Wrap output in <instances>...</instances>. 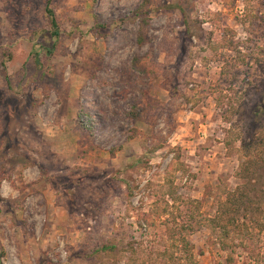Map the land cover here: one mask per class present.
Returning a JSON list of instances; mask_svg holds the SVG:
<instances>
[{"label": "rangeland", "instance_id": "1", "mask_svg": "<svg viewBox=\"0 0 264 264\" xmlns=\"http://www.w3.org/2000/svg\"><path fill=\"white\" fill-rule=\"evenodd\" d=\"M45 1L0 0V264H264V0Z\"/></svg>", "mask_w": 264, "mask_h": 264}, {"label": "trees", "instance_id": "2", "mask_svg": "<svg viewBox=\"0 0 264 264\" xmlns=\"http://www.w3.org/2000/svg\"><path fill=\"white\" fill-rule=\"evenodd\" d=\"M146 4H147V0L144 1L142 5H146ZM176 9L182 15L185 33L186 34H189L191 36L190 29L188 27L187 17L185 15V12H184L183 8L179 4H177ZM44 14H45V16H46V18L48 20V23H49V28H50V31H51V36L54 37V38H57L58 37V31H57L58 24H57L55 12H54V9H53V6H52V0H46L45 1ZM49 52L50 51L48 50V53ZM172 199H173V197H172ZM176 200L177 199L174 198L172 201H176ZM166 210H167V207L166 208H163L161 214H165L166 213ZM157 217L159 218V215L158 214H157ZM101 250L102 251H112L113 248L112 247H108V246H102Z\"/></svg>", "mask_w": 264, "mask_h": 264}]
</instances>
